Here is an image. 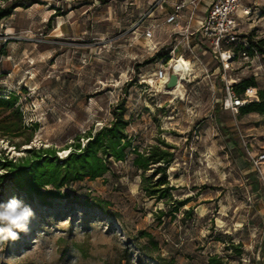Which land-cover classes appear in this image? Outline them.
<instances>
[{"label": "rangeland", "instance_id": "rangeland-1", "mask_svg": "<svg viewBox=\"0 0 264 264\" xmlns=\"http://www.w3.org/2000/svg\"><path fill=\"white\" fill-rule=\"evenodd\" d=\"M251 9L239 31L249 58L238 44L231 74L252 77L256 97L247 98L258 100L264 0ZM160 16L155 0H41L0 19V96L18 95L25 126L0 138V153L17 158L43 146L63 156L123 100L134 145H174L167 177L174 197H189L179 212L159 215L168 204L141 190L132 154L99 177L64 185L70 196L45 205L6 182L0 202L15 196L35 217L28 235L0 244V264H158V253L171 264H264V161L258 168L251 159L264 151V113L224 109L216 62L196 47H178L195 61L194 79L180 86L181 97L165 92L157 74L174 41ZM149 23L156 46L143 35ZM9 112L0 107V117Z\"/></svg>", "mask_w": 264, "mask_h": 264}, {"label": "trees", "instance_id": "trees-1", "mask_svg": "<svg viewBox=\"0 0 264 264\" xmlns=\"http://www.w3.org/2000/svg\"><path fill=\"white\" fill-rule=\"evenodd\" d=\"M0 5V19L10 15L16 7H26L41 0H5ZM152 60V59H150ZM255 84L252 77L243 78L233 83L237 94L242 95L245 89ZM18 95L10 92L6 97L0 96V107L10 110L0 117V138L9 134H19L24 123L21 111L14 107ZM240 112L258 111L264 113V88L258 89V100H249L239 107ZM126 106L119 100L111 109L112 118L108 123L102 124L93 132L86 133V141L73 143V149H68L63 156L57 155L52 147H27L26 155L21 157H8L5 149L0 153V186L9 182L30 198L34 197L42 204H49L53 198H68L70 195L62 191V187L73 181H81L85 177L94 179L103 175L112 166L113 161H123L132 154L131 165L139 172L141 177L140 188L149 198L162 200L168 204L166 211L160 210L159 215L175 214L186 205L189 197H174L173 185L167 177V165L174 159V145L157 138L156 143L148 144L141 150L132 143L127 132L130 119L126 118ZM10 115L16 117L15 122H8ZM35 128V124L32 125ZM29 141V139H28ZM17 146V144H13ZM150 170V171H149ZM86 199L85 203L88 204ZM95 205L103 208L98 201ZM192 207L183 210V215H191ZM147 244L141 246L146 254ZM158 264H171V260L160 255H151ZM212 264L217 259L211 257Z\"/></svg>", "mask_w": 264, "mask_h": 264}, {"label": "built area", "instance_id": "built-area-1", "mask_svg": "<svg viewBox=\"0 0 264 264\" xmlns=\"http://www.w3.org/2000/svg\"><path fill=\"white\" fill-rule=\"evenodd\" d=\"M167 0H155V5H162ZM201 0H176L172 4V10L168 12L163 23L168 25L170 36L173 37V46L170 49V60L166 65L162 64L158 70V78L160 86L165 88V82L168 79L169 73L177 74V83L180 82L181 87L183 82H191L195 74V61L189 56L178 52L179 45L185 46L188 49L198 48L204 52H209L211 58L216 62L218 75L220 80V90L224 91L222 106L224 109L238 111L239 107L249 99L247 96L256 97V87L248 86L245 89L246 98L236 93L233 83L238 77L231 74L236 61L235 47L242 44L240 50L244 59L249 58L248 45L246 37L243 40L239 38L240 25L244 19H249L252 13L251 4L256 0H210L207 8L201 16H197L196 9ZM150 23L144 30L143 35L146 40L153 42L155 35L153 27ZM179 58H183L190 62L192 72L188 79L180 76V71H174L173 67ZM252 87L253 93L249 92ZM252 165L258 168L264 161V151H259L251 156Z\"/></svg>", "mask_w": 264, "mask_h": 264}, {"label": "clouds", "instance_id": "clouds-1", "mask_svg": "<svg viewBox=\"0 0 264 264\" xmlns=\"http://www.w3.org/2000/svg\"><path fill=\"white\" fill-rule=\"evenodd\" d=\"M34 217V210L15 196L0 202V244L19 240V233L28 235Z\"/></svg>", "mask_w": 264, "mask_h": 264}, {"label": "bare ground", "instance_id": "bare-ground-1", "mask_svg": "<svg viewBox=\"0 0 264 264\" xmlns=\"http://www.w3.org/2000/svg\"><path fill=\"white\" fill-rule=\"evenodd\" d=\"M174 71H180V76L181 77H189L190 73L192 72V66L190 64V62L186 61L183 58H179L177 60V62H175L174 67H173ZM181 84L180 82H178L174 87L171 88H163V90L167 93H172L178 96L179 93H182V89L180 88ZM249 90H252V87L249 88ZM180 96V95H179ZM178 96V97H179ZM181 97V96H180Z\"/></svg>", "mask_w": 264, "mask_h": 264}, {"label": "crops", "instance_id": "crops-1", "mask_svg": "<svg viewBox=\"0 0 264 264\" xmlns=\"http://www.w3.org/2000/svg\"><path fill=\"white\" fill-rule=\"evenodd\" d=\"M174 1H176V0H167L166 1L167 2L166 6H163V5H159L158 6L159 11L161 12L160 20H163L165 15L172 10V4H173ZM209 2H210V0H201L199 2L198 6H197V9H196L197 16H201L204 13V11L207 8Z\"/></svg>", "mask_w": 264, "mask_h": 264}, {"label": "water", "instance_id": "water-1", "mask_svg": "<svg viewBox=\"0 0 264 264\" xmlns=\"http://www.w3.org/2000/svg\"><path fill=\"white\" fill-rule=\"evenodd\" d=\"M177 74L174 72L169 73L168 79L165 82V88H171L174 87L177 84ZM184 79H188V77H184Z\"/></svg>", "mask_w": 264, "mask_h": 264}]
</instances>
